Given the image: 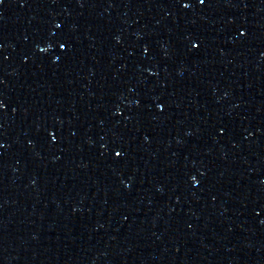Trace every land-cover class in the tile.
<instances>
[{
	"label": "water",
	"instance_id": "95a60500",
	"mask_svg": "<svg viewBox=\"0 0 264 264\" xmlns=\"http://www.w3.org/2000/svg\"><path fill=\"white\" fill-rule=\"evenodd\" d=\"M0 264H264V0H0Z\"/></svg>",
	"mask_w": 264,
	"mask_h": 264
}]
</instances>
